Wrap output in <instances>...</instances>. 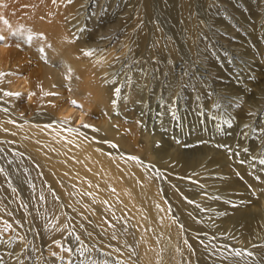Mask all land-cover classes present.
I'll use <instances>...</instances> for the list:
<instances>
[{
    "label": "bare ground",
    "instance_id": "obj_1",
    "mask_svg": "<svg viewBox=\"0 0 264 264\" xmlns=\"http://www.w3.org/2000/svg\"><path fill=\"white\" fill-rule=\"evenodd\" d=\"M178 1L194 48L202 23L193 11L197 0ZM149 2L136 1L135 20L143 23ZM93 5L0 0L5 38L0 42V264H23L22 253L39 244L62 257L74 247L63 239L68 231L82 242L78 264H259L264 259V165L259 168L255 159L259 135L250 136L248 144L247 131L238 143L233 134L230 147L236 151L220 147L217 137L204 139L199 160L183 156L181 137L170 132L173 142L165 148L168 122L161 109L155 123L143 122L146 114L135 105L143 112L150 96L159 101L161 82L153 79V88L150 74L159 75L162 55L173 47L163 43L158 27L145 29L144 23L136 32L118 30L120 17L111 22L107 11L100 15ZM252 42L251 56L264 52L262 41ZM135 49L141 52L140 66L132 60ZM210 172L214 177L207 187ZM204 200L214 208L212 215L199 212ZM207 224L226 234L230 245L212 243ZM8 228L16 237L13 244ZM9 251L15 254L7 256Z\"/></svg>",
    "mask_w": 264,
    "mask_h": 264
},
{
    "label": "rangeland",
    "instance_id": "obj_2",
    "mask_svg": "<svg viewBox=\"0 0 264 264\" xmlns=\"http://www.w3.org/2000/svg\"><path fill=\"white\" fill-rule=\"evenodd\" d=\"M90 1L98 5L100 15L107 11L105 14L109 21L112 19L111 22H114L120 17V29L118 28V30L127 28L136 32L144 23L145 29L153 30L158 27L164 37L163 40H165L163 43L166 44L169 41L173 47L170 52L165 49L167 53L164 52L165 56L162 55L163 62L161 61L162 65L159 64L161 67L155 66L157 70L161 68L159 75L157 76L156 73L157 77H155L153 73L150 74L153 75L151 79L153 88L156 87V84H153V79H159L161 82L160 90L163 91L159 101L150 96L147 103L148 108L143 112L139 110V105H135L136 112L146 114V120L143 122H147L148 118L155 123L156 113L161 109L163 117L168 122V124L165 122L167 130L163 132V137L168 140L164 142L165 148L173 142V138L169 136L170 132L172 136L181 137V154L183 156L199 160L204 154L201 152V142L204 139L212 141L210 139L213 136L217 137L222 139L221 144L217 145L220 144L219 146L226 151L228 149L236 151L233 150L235 149L233 146V149L230 147L234 140L233 134L237 135L233 142L238 143L239 134L247 131L248 144L251 140L250 136L259 135L256 143L258 151L255 154L257 162H255L259 168L264 165V52L252 56L249 54V50L254 49L252 42L254 39L264 43V0H197L193 11L196 20L202 23L194 48L187 40V31L180 19V2L178 0H148L150 2L145 9L146 17L143 19V23L134 19L137 0ZM107 6L112 7L106 8ZM133 54L136 58L132 60L140 66L141 52L135 49ZM194 137L198 139H195L196 142ZM187 140H191V147ZM223 141H227V143ZM192 142L194 144H191ZM203 160L210 159L205 157ZM202 163L205 162L202 161ZM216 166L219 164L217 163ZM216 166H212L211 169ZM210 173L206 176L210 180L207 187L212 183L214 177V174ZM200 175V177H205V174ZM204 201L206 203L202 202L199 212L212 215L214 208L210 206L208 200ZM207 226L212 230V235L208 236L212 243H223L225 240L230 245V242L225 239L227 238L226 234H216L215 225L207 224ZM11 230L8 228L6 230L8 232L5 233L7 237L11 238L10 243L13 244L16 242V237ZM12 234L15 237L13 240ZM63 239L71 241L74 246L68 249V251L70 250L67 251L68 254L61 257L59 251L48 249L45 245L39 244L38 248H31L24 254L22 253L23 264L51 263L52 260L47 261L46 259L48 256L58 260H60L59 258L64 259L63 261L67 260L66 263L78 264L79 260L76 257L81 253L82 242L75 235L69 234V231ZM74 252L76 256L70 260L71 256L75 255ZM78 252L80 253L78 254ZM14 254V251H9L7 256ZM258 263L264 264V259L259 258Z\"/></svg>",
    "mask_w": 264,
    "mask_h": 264
},
{
    "label": "snow or ice",
    "instance_id": "obj_3",
    "mask_svg": "<svg viewBox=\"0 0 264 264\" xmlns=\"http://www.w3.org/2000/svg\"><path fill=\"white\" fill-rule=\"evenodd\" d=\"M4 39L5 38L3 36H0V42H3ZM29 39H31V37ZM85 54L86 55H91V52H87ZM4 95H12V93H4ZM72 103H73V105H75V102L74 101ZM50 126H51L50 124L43 125V127H50ZM83 127L84 128H89L90 126L89 125H83ZM113 147H115V146H113ZM0 151H2V149H0ZM129 159L135 160L137 158L136 157H129ZM201 187H203V186L201 185ZM53 195H55V194L53 193ZM216 198H218V197H216ZM185 200H186L187 203L195 204V201L189 200L187 197H185ZM196 206L199 207V205H196ZM235 254H236V256H240L241 255V253L239 251H237ZM53 255H55V253H53ZM247 255L252 256V253H247Z\"/></svg>",
    "mask_w": 264,
    "mask_h": 264
}]
</instances>
